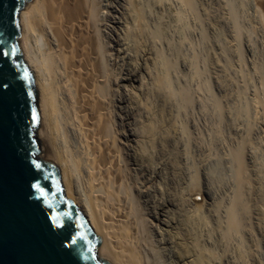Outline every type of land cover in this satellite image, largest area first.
<instances>
[{
  "label": "bare ground",
  "instance_id": "bare-ground-1",
  "mask_svg": "<svg viewBox=\"0 0 264 264\" xmlns=\"http://www.w3.org/2000/svg\"><path fill=\"white\" fill-rule=\"evenodd\" d=\"M118 7L125 9L126 2L31 0L19 12L17 46L22 61L31 73L38 96L36 138L39 153L35 157L39 162L51 163L57 168L65 198L76 205L100 240L96 248L99 260L103 259L108 264H207L208 254L203 252L206 250H202L197 241L201 237L196 239V236L193 237L195 234L192 235L193 230L189 232L185 216L181 214V202L169 199L164 193L165 188L161 191V187L157 188L152 183L153 178L160 177L162 167H158L159 163L153 162L152 165L151 161L148 162L145 148L149 144L145 148L144 145L154 139L158 127L164 131L167 129L161 124L164 119L159 122L152 118L154 115L150 116L151 106L147 102L151 99L145 102L148 89L143 75L149 80L153 79V73L150 75L145 66L133 69L123 67V60L130 55L129 41L143 34L142 15L137 13L138 9L133 11L137 18L130 17L133 23L135 21L133 26L130 24L132 27L125 17L127 23L123 22L132 28L128 31L129 28L120 19L122 12ZM103 9H110V12L121 16L110 18L108 11ZM158 35L156 30L155 36ZM164 65L166 70L172 66L169 62ZM166 72L156 74L153 79V86L156 85L155 88L162 89V92L163 89H170L169 74L166 75ZM182 94L188 99L185 90ZM132 110L139 113L140 119ZM164 151L160 154H165ZM231 154L237 168L234 195L225 208L227 229L224 232L229 235L241 231V215L250 210L246 203L248 197H244L249 178L243 148L238 146Z\"/></svg>",
  "mask_w": 264,
  "mask_h": 264
},
{
  "label": "rangeland",
  "instance_id": "rangeland-1",
  "mask_svg": "<svg viewBox=\"0 0 264 264\" xmlns=\"http://www.w3.org/2000/svg\"><path fill=\"white\" fill-rule=\"evenodd\" d=\"M124 1L127 7H118L122 12L121 21L126 22L128 18L126 23L133 26L135 21L133 23L130 17H134L133 11L138 9L144 31L142 36L133 37L132 43L129 41L130 55L124 59L126 63L123 60V67L145 66L150 75L153 73V79L165 71L166 75L169 74L170 89H163V92L153 86L155 80H147L148 77L143 75L148 81L144 83L149 95L145 102L151 99L147 102L151 106L150 116L154 115L152 118L159 122L164 119L161 124L167 129L164 131L158 127L156 137L149 143L146 140L144 145L145 148L149 144L145 148L149 154L145 153L148 162L151 161L152 165L153 162L159 163L161 166L158 167H162L160 177L153 178L152 183L157 188L161 187V191L165 188L164 193L169 199L181 202L180 212L185 216L189 232L193 230L192 235L194 233L196 239L201 237L197 241L200 248L206 250L203 252L208 254L207 264H264V0ZM103 10L108 11L110 18L121 16L110 12V9ZM130 27L128 31L132 29ZM156 30L159 31L157 37ZM165 62L172 64L169 70L165 69ZM154 63L158 66L155 67ZM183 89L188 93V99L182 97L185 95L182 94ZM132 112L140 119L139 113ZM238 146L243 148L248 180L251 181L244 189L250 210L241 215L242 229L234 233V237L224 230L227 229L225 208L236 187L237 164L231 153ZM162 147L165 150L163 155L160 154ZM151 154L153 156L150 157Z\"/></svg>",
  "mask_w": 264,
  "mask_h": 264
},
{
  "label": "water",
  "instance_id": "water-1",
  "mask_svg": "<svg viewBox=\"0 0 264 264\" xmlns=\"http://www.w3.org/2000/svg\"><path fill=\"white\" fill-rule=\"evenodd\" d=\"M29 1L0 3V41L6 42L0 46L16 49L11 60L0 56V85H7L0 87V264H108L97 258L100 240L85 216L65 198L57 168L35 157L37 97L17 46L18 14ZM36 184L45 196L36 191ZM54 215L62 227L53 222ZM79 235L86 240L72 244Z\"/></svg>",
  "mask_w": 264,
  "mask_h": 264
},
{
  "label": "snow or ice",
  "instance_id": "snow-or-ice-1",
  "mask_svg": "<svg viewBox=\"0 0 264 264\" xmlns=\"http://www.w3.org/2000/svg\"><path fill=\"white\" fill-rule=\"evenodd\" d=\"M0 3H2V0H0ZM0 44H6V42L0 41ZM15 53H16V49L14 47H12L11 45L0 46V56H3L5 58L11 60L15 56ZM24 79H28V74H27V71L26 70H25ZM0 87L7 88V85L6 84L0 85ZM32 119L33 120H36L37 119L35 112H33V114H32ZM35 167L37 169H39L40 168V165L39 164H36ZM34 188L36 189V191L40 192L41 197H43V196L46 195L43 192V190L41 189V187H40L39 184L34 185ZM47 206L49 208H52V209H54V207H55L53 203H49ZM59 221H60V217L58 215H54L53 222L54 223H57L59 226L62 227L63 225L62 224H59ZM78 240H86V237L84 235H79L76 238H74L71 241V243L72 244H76ZM91 250L92 249L90 247L87 248V251L88 252H91Z\"/></svg>",
  "mask_w": 264,
  "mask_h": 264
}]
</instances>
